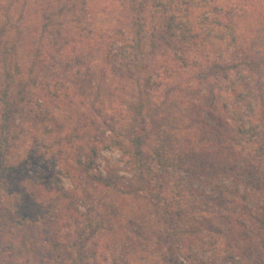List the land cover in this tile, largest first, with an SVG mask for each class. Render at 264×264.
Masks as SVG:
<instances>
[{
  "label": "rangeland",
  "instance_id": "rangeland-1",
  "mask_svg": "<svg viewBox=\"0 0 264 264\" xmlns=\"http://www.w3.org/2000/svg\"><path fill=\"white\" fill-rule=\"evenodd\" d=\"M32 1L8 18L0 4V141L17 156L0 174V264H264L258 154L234 145L231 125L214 130L206 98L134 99L142 124L126 126L132 87L68 9L57 19L73 25L69 56L55 48L36 66L33 45L58 37L34 14L63 5Z\"/></svg>",
  "mask_w": 264,
  "mask_h": 264
},
{
  "label": "trees",
  "instance_id": "trees-1",
  "mask_svg": "<svg viewBox=\"0 0 264 264\" xmlns=\"http://www.w3.org/2000/svg\"><path fill=\"white\" fill-rule=\"evenodd\" d=\"M50 1L63 6L48 15H39L38 11L34 15L36 22L58 39L48 51L45 49L49 45H33L36 66L55 48L61 59L69 56L73 25L65 26L57 19L68 9L84 27L80 33L88 35L82 42L96 50L110 69L117 70V66L124 71L132 87L129 107L133 116L126 126L142 124L140 114L145 103L134 105V99L149 101L150 94L166 99L178 93L206 98L214 130L222 132L231 125L229 129L235 135L231 140H237L234 145L252 148L258 154L252 161H264V0ZM31 2L0 0L7 18L6 6L9 12L16 8L23 12ZM8 28L11 30L12 24ZM4 78L9 82L11 73L4 72ZM24 82L21 85L26 86ZM0 129L1 136L7 134L4 121ZM2 143L1 139L0 174L6 173L8 166L13 170L10 163L17 159L12 153L4 156L6 147ZM131 147L136 154L140 141H131ZM77 242L85 245L82 238ZM78 243L67 247L74 250ZM2 249L17 260L22 258V244L10 243ZM41 256L53 257L43 252Z\"/></svg>",
  "mask_w": 264,
  "mask_h": 264
}]
</instances>
